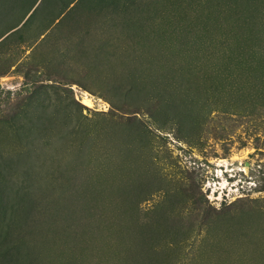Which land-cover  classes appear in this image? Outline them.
Segmentation results:
<instances>
[{
  "label": "rangeland",
  "instance_id": "1",
  "mask_svg": "<svg viewBox=\"0 0 264 264\" xmlns=\"http://www.w3.org/2000/svg\"><path fill=\"white\" fill-rule=\"evenodd\" d=\"M0 264H264V0H0Z\"/></svg>",
  "mask_w": 264,
  "mask_h": 264
},
{
  "label": "trees",
  "instance_id": "2",
  "mask_svg": "<svg viewBox=\"0 0 264 264\" xmlns=\"http://www.w3.org/2000/svg\"><path fill=\"white\" fill-rule=\"evenodd\" d=\"M44 95H45V97L43 98V104H44V102L49 101V99H50L49 96H47L46 92H44ZM34 96L37 97L36 99H38V94H35ZM77 105L79 106V104H77ZM42 107H44V109L47 108V106H44V105H42ZM79 115H81V111H79ZM115 128L117 130H115V129H113V130L115 132H118L119 137L123 141L127 142L128 144H132L135 141L136 137L139 136L143 132L135 118L128 119V121L126 123H123V122L117 123L115 125ZM91 130H92V128H89L85 125L84 126V132H83L84 136L88 135ZM106 154L109 155L110 157H113L114 152L111 150H108V152ZM116 156L121 157V155H118V154H116ZM128 156H130V155H127V157ZM122 165H123V163H122ZM98 194H100V192H98Z\"/></svg>",
  "mask_w": 264,
  "mask_h": 264
},
{
  "label": "bare ground",
  "instance_id": "3",
  "mask_svg": "<svg viewBox=\"0 0 264 264\" xmlns=\"http://www.w3.org/2000/svg\"><path fill=\"white\" fill-rule=\"evenodd\" d=\"M83 103H85L86 105H89V102L87 99H85V101Z\"/></svg>",
  "mask_w": 264,
  "mask_h": 264
}]
</instances>
